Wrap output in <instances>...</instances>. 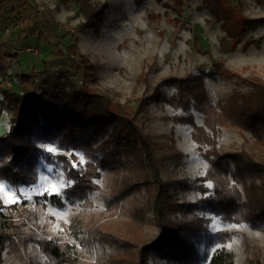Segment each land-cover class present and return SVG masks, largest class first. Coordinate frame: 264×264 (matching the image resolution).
I'll list each match as a JSON object with an SVG mask.
<instances>
[{
  "label": "rangeland",
  "instance_id": "1",
  "mask_svg": "<svg viewBox=\"0 0 264 264\" xmlns=\"http://www.w3.org/2000/svg\"><path fill=\"white\" fill-rule=\"evenodd\" d=\"M89 1L106 3L109 7L97 34L92 29L76 28L84 21V15L77 11L74 0H0V34L5 28L9 29L6 40L0 44L4 49L18 53V69L12 67L10 71L56 68L61 59L74 54V38L78 50L96 67V82L89 86L115 103H125L130 114L137 107L140 109L136 114L138 125L150 137L159 159L167 150V139L173 138L183 157L176 161L161 160V178L175 185L169 186L168 193H172L178 201L196 202L201 196L198 177L205 172L208 164L191 138L192 127L175 122L173 117L179 111L163 99L170 96L174 89L161 83L170 76L180 78L188 73L204 71L206 87L216 105L225 102L235 91L247 92L249 86L242 81L207 71L213 72V65L217 63L244 77L251 72L264 77V26L256 25L248 29L232 47L236 36L217 17V10L235 4L233 7H240L242 15L256 18L264 16V4L255 0ZM246 40L253 43L245 47ZM30 47L36 52L28 50ZM193 113L196 123L203 124V115L196 110ZM7 118L5 112L0 117V134L6 132ZM216 134V147L220 152H254L253 138L248 132L224 124L218 127ZM38 145L45 151L54 149L51 152L53 155L68 156L53 141L38 142ZM78 154L79 160L83 157L82 170L86 160L81 153ZM98 171L97 176L92 178V184L89 183L92 189L87 197L70 200L64 192L70 184L61 165L55 157L49 161L41 159L37 182L33 185H22L16 191L0 179V185L4 186V190L0 191L1 217L18 225L22 223L23 229L30 235L34 232L54 243H67L71 253H77L80 264H138L140 248L147 246L157 235L150 213H145L144 222L131 217L133 210L146 206L148 194L141 186L122 201L108 207L104 196H108L113 189V173L100 167ZM138 172L140 170L133 163L125 167L121 174L135 179ZM250 182L248 179L247 183ZM256 182L259 180L256 179ZM232 183L242 191L240 182L232 180ZM207 185L211 188L210 183ZM53 187L59 190L57 195L63 199L62 206L40 198L51 192ZM5 191L18 197V202L4 203L7 198ZM194 213L203 215L208 221L206 234L198 238L196 244L199 254L224 247L234 254L235 264H249L253 259H259L264 264V222L257 225H250L245 220L226 222L209 209H196ZM125 221L127 224H121ZM119 227L123 228V232L116 233ZM94 231L99 232L100 240L88 237V232ZM0 232L7 236L8 242L14 238L12 228ZM218 232L227 233L224 243L218 242L209 247L208 239ZM32 245L30 243L28 248L22 249L17 240L14 245L6 244L2 263L30 264L34 261L45 264V256ZM146 264L179 263L150 254Z\"/></svg>",
  "mask_w": 264,
  "mask_h": 264
},
{
  "label": "trees",
  "instance_id": "2",
  "mask_svg": "<svg viewBox=\"0 0 264 264\" xmlns=\"http://www.w3.org/2000/svg\"><path fill=\"white\" fill-rule=\"evenodd\" d=\"M255 1L264 4V0ZM74 6L84 15V21L76 28L99 33L108 5L74 0ZM233 6L219 8L217 17L236 36L231 45L235 47L248 29L256 25L264 26V16L250 18L242 15L240 7ZM72 42L74 54L61 59L56 68L33 69L30 72L10 71L19 65L18 53L4 49L0 44V117L4 112L8 116L6 132L0 134V179L18 191L22 185L37 182L41 159L49 161L55 157L70 184L64 189L66 198L84 200L92 189L89 183L97 176L98 167L105 168L112 171L114 185L110 194L104 196L108 207L122 201L141 186L148 194L146 206L133 210L131 217L144 222L145 213H150L157 235L147 246L140 248L138 264H146L150 254L175 260L179 264L201 261L205 264H235L234 254L224 247L198 253L196 244L198 238L206 234L208 221L194 211L209 209L226 222L245 220L250 225L264 222V77L254 72L244 77L214 63V71L208 70L207 73L234 77L249 86L247 92L235 91L219 105L214 104L206 87L204 71L163 80L162 85L174 89L170 96L163 98L179 111L173 120L192 127L191 138L208 164L205 172L198 177L201 196L196 202H180L168 193L169 186L175 185L163 181L159 170L161 160L176 161L183 157L173 138L167 139V150L159 159L150 137L138 125L136 114L140 109L137 107L130 114L125 103H115L90 87L89 84L96 82V67L78 50L74 38ZM252 43L246 40L243 45L247 47ZM193 110L203 115V124L196 123ZM224 124L248 132L253 138L255 153L218 151L216 131ZM45 141L55 142L68 156L45 151L38 145V142ZM78 153L86 160L83 171L80 170ZM133 163L140 170L135 179L121 174L125 167ZM248 179L250 183H247ZM232 180L242 184V191ZM40 198L57 206L64 204L57 194L46 193ZM23 226L2 218L0 214V230L9 231L12 228L13 236L22 249L32 243L45 256V264H80L77 253H71L67 243H54L32 231L30 235ZM121 232L123 228L119 227L116 233ZM89 236L100 240L98 231L88 232ZM226 236L224 232L216 233L208 239L209 247L218 242L224 243ZM14 238L8 242L7 236L0 232V264H3L4 246L14 245ZM30 264L36 263L31 261ZM249 264L262 263L253 259Z\"/></svg>",
  "mask_w": 264,
  "mask_h": 264
},
{
  "label": "snow or ice",
  "instance_id": "3",
  "mask_svg": "<svg viewBox=\"0 0 264 264\" xmlns=\"http://www.w3.org/2000/svg\"><path fill=\"white\" fill-rule=\"evenodd\" d=\"M47 151L49 152H53L54 149L52 148H48ZM84 161H83V157H81V160H80V163L82 164ZM75 166V165H74ZM61 187H63V185H61ZM4 190V186L3 185H0V191ZM59 190L55 187H53L52 191L49 192V194H58ZM5 196L7 197L4 201V203L6 204H14V203H17L18 202V197H14L12 195H9L7 191H5Z\"/></svg>",
  "mask_w": 264,
  "mask_h": 264
},
{
  "label": "built area",
  "instance_id": "4",
  "mask_svg": "<svg viewBox=\"0 0 264 264\" xmlns=\"http://www.w3.org/2000/svg\"><path fill=\"white\" fill-rule=\"evenodd\" d=\"M8 33H9V29L6 28L5 31L0 34V42H3L6 40L5 36L7 37ZM28 50L34 51V48L30 47V48H28ZM34 52H36V51H34Z\"/></svg>",
  "mask_w": 264,
  "mask_h": 264
}]
</instances>
